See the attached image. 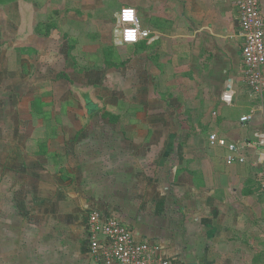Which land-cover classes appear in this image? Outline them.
Wrapping results in <instances>:
<instances>
[{"label": "crops", "instance_id": "1", "mask_svg": "<svg viewBox=\"0 0 264 264\" xmlns=\"http://www.w3.org/2000/svg\"><path fill=\"white\" fill-rule=\"evenodd\" d=\"M60 1L38 3L50 5L54 15L43 20L35 11L33 30L40 21L55 24L50 35L38 37L62 34L74 66V29L96 36L87 37L95 48L83 53L86 58L120 45L118 67L95 71L84 58L89 66L82 70L90 77L111 68L121 73L132 62L141 103L120 97L113 107L102 106L103 114L113 115L104 123L63 120L59 135L28 153L35 158L34 172L28 170L35 197L17 203L19 214L3 224L8 230L3 227L0 235L1 264H105L88 238L93 210L119 218L138 240L160 243L173 264H264L258 163L264 153V96L252 93L245 81L236 0ZM260 5L264 17V0ZM126 6L136 8L148 38L118 43V17ZM37 46L21 47L34 49L22 51L26 63L39 55ZM31 71L32 66L25 74ZM57 77L71 81L63 72ZM128 112L134 114L122 119ZM245 115H252L250 121L241 122ZM103 124L115 127L116 136L99 134ZM213 133L239 144L236 154L245 161L228 163L230 151L211 141ZM41 146L46 152L40 153Z\"/></svg>", "mask_w": 264, "mask_h": 264}, {"label": "rangeland", "instance_id": "2", "mask_svg": "<svg viewBox=\"0 0 264 264\" xmlns=\"http://www.w3.org/2000/svg\"><path fill=\"white\" fill-rule=\"evenodd\" d=\"M38 3H42V0H0V235L3 227L8 230L4 226L9 224L8 219L19 214L16 206L20 207L29 198L34 199L35 195L30 192L35 188L34 174L28 173V170H34L35 158H29L28 153L33 154L32 151L38 149L47 137L59 135L58 123L74 119L85 122V125L88 121L104 123L106 118L99 110L102 106L113 107L116 101H120V97L128 100L123 103L128 104L132 100L137 106L142 97L138 88L140 80L139 83L137 81L139 72L132 66V62L121 73L120 69L116 71L111 68L97 75L91 74L90 77L82 70V67L89 66L81 62L84 58L90 61L88 63L94 66L95 71L98 68L104 70L101 66H107L111 61L114 67H118L121 61L115 50H119L120 45L110 48L106 46L98 51L99 55L86 54V58L83 53L95 48H92L90 43L93 42L87 37L91 39L96 36L90 30L82 33L74 29L71 33L76 32L73 34L76 37L73 43H77L74 52L79 63L74 66L73 60L66 56L70 42L63 40L62 34L57 33L47 39L38 37V33L33 30L37 19L35 11H39L43 20L50 17L49 20L54 15L50 5L41 7ZM34 43L38 44L40 53L28 61L32 71L25 74L30 66L24 61L22 51L33 54L34 49L21 47L34 46ZM59 72L69 74L71 81L58 78ZM35 95L41 96L44 101L43 115L31 108ZM129 113L134 114L123 113L122 119H129ZM173 115L176 113H168V116ZM43 122L47 126L45 129L39 127ZM103 125L97 130L99 134L104 131L107 136H116L115 127ZM87 131H91V127ZM41 147L43 150L40 153L46 152ZM45 178L51 179V176L45 175Z\"/></svg>", "mask_w": 264, "mask_h": 264}, {"label": "built area", "instance_id": "3", "mask_svg": "<svg viewBox=\"0 0 264 264\" xmlns=\"http://www.w3.org/2000/svg\"><path fill=\"white\" fill-rule=\"evenodd\" d=\"M240 10V24L244 44L242 56L245 64V81L250 91L260 97L264 96V17L260 0H236ZM119 23L122 28L124 43L137 42L148 38L151 32L142 28L135 7L126 6L119 13ZM252 115H245L241 122L250 121ZM213 143L226 145L230 151L228 163L237 159L245 161L239 153L240 145L227 143L216 133L211 134ZM250 144V143H247ZM264 147V139L259 141ZM245 146V145H243ZM259 176L264 191V153L259 157ZM89 241L94 256L105 264H173L165 255L160 243L138 240L133 229L122 223L117 217H107L99 210L90 214L88 225Z\"/></svg>", "mask_w": 264, "mask_h": 264}, {"label": "trees", "instance_id": "4", "mask_svg": "<svg viewBox=\"0 0 264 264\" xmlns=\"http://www.w3.org/2000/svg\"><path fill=\"white\" fill-rule=\"evenodd\" d=\"M55 28V24L50 22V21H40L36 27V32L40 35H50L51 30ZM110 51V50H109ZM111 52V51H110ZM107 57V56H106ZM114 62H108L107 66H113ZM44 101L42 99L41 96L35 97L33 98L32 102H31V108L33 107L34 110H36L37 112H39L40 114H43V109H42V105H43ZM111 115L110 117L112 118L113 115L109 112L104 113L103 117H107Z\"/></svg>", "mask_w": 264, "mask_h": 264}, {"label": "water", "instance_id": "5", "mask_svg": "<svg viewBox=\"0 0 264 264\" xmlns=\"http://www.w3.org/2000/svg\"><path fill=\"white\" fill-rule=\"evenodd\" d=\"M118 19H119V17H118ZM116 36H117V41H118V43H123V41H122V38H121V35H122V28L121 27H118L117 29H116Z\"/></svg>", "mask_w": 264, "mask_h": 264}]
</instances>
